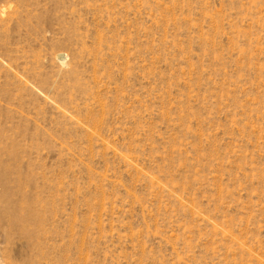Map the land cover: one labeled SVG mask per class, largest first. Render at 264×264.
Wrapping results in <instances>:
<instances>
[{"label": "rangeland", "instance_id": "obj_1", "mask_svg": "<svg viewBox=\"0 0 264 264\" xmlns=\"http://www.w3.org/2000/svg\"><path fill=\"white\" fill-rule=\"evenodd\" d=\"M0 264H264V0H0Z\"/></svg>", "mask_w": 264, "mask_h": 264}]
</instances>
